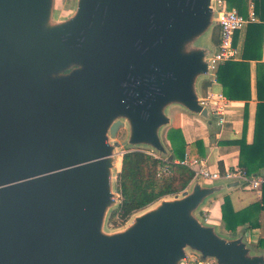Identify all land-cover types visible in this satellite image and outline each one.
I'll use <instances>...</instances> for the list:
<instances>
[{
    "label": "water",
    "instance_id": "1",
    "mask_svg": "<svg viewBox=\"0 0 264 264\" xmlns=\"http://www.w3.org/2000/svg\"><path fill=\"white\" fill-rule=\"evenodd\" d=\"M60 1L0 0V264H264L204 217L238 178L199 176L106 230L118 157L169 160L173 107L213 121L221 0H70L63 19Z\"/></svg>",
    "mask_w": 264,
    "mask_h": 264
},
{
    "label": "trees",
    "instance_id": "2",
    "mask_svg": "<svg viewBox=\"0 0 264 264\" xmlns=\"http://www.w3.org/2000/svg\"><path fill=\"white\" fill-rule=\"evenodd\" d=\"M223 1L229 9H236L241 15L246 16L247 0ZM252 1L257 22L248 24L247 41L252 44L249 61H257L259 69L264 71V62L261 58L262 40H257L258 34L262 33L264 28V0ZM219 35L220 33L216 30L214 32L216 44H218ZM246 71H248V63L233 61V59L218 67L216 82L222 85L223 96L228 101L249 100V83L242 84ZM260 87H262V82H259V90ZM258 98L254 142L251 145L247 144L244 136L237 142L240 147L239 169L248 177L259 176L264 169V98L260 91ZM246 119L245 114V125ZM167 140L172 148V156L167 161L141 150L123 154L121 171L118 176L121 205L117 211V216L122 222L131 214L147 208L164 197L183 192L194 179L193 171L180 163L186 158V143L178 126L170 129L167 133ZM163 167L168 168L170 173L160 174ZM261 197V202L235 211L230 197L227 196L223 199L221 214L223 225L229 232L236 233L239 227H245L248 231L261 230L263 238L259 239L257 247L263 248L264 182L261 185ZM214 214L219 217L218 210H215Z\"/></svg>",
    "mask_w": 264,
    "mask_h": 264
},
{
    "label": "crops",
    "instance_id": "3",
    "mask_svg": "<svg viewBox=\"0 0 264 264\" xmlns=\"http://www.w3.org/2000/svg\"><path fill=\"white\" fill-rule=\"evenodd\" d=\"M252 4V0H247L246 16L248 15ZM216 30L220 33L219 26L215 31ZM247 32L248 25L244 27V29L238 31L235 35L234 45L237 49V55L233 61H244L245 63H248V71H246V75L244 74L243 76L242 84L245 85L249 83V100L228 101L223 96V87L220 83H217L216 80L203 81L201 83V90L206 99L210 95H221L227 103L226 111L223 115V122L221 124L219 123V117L214 112L213 121L206 122L200 117L186 112L182 108L173 107L170 110V115L173 119L172 125L167 128L165 134V140L172 152L171 145L167 140V133L170 129L178 126L186 143V157L204 161L207 169L213 173H220L222 177L226 175L227 171L234 172L240 168V147L237 142L240 141L243 136L245 137L247 144L251 145L254 142L259 91L260 94H262V98H264V71L259 69L257 61H249L252 44L247 41ZM259 39L262 40L261 58L264 62V28L262 33L257 36V40ZM215 45L217 46L216 43ZM259 82H262L260 90ZM245 114L247 116L246 125ZM250 178H259L264 182V169L260 172L259 176H253ZM227 196L230 197L235 211H240L259 203L262 198L261 189H253L250 185L241 188L228 189L207 203L205 208L206 211L204 213L206 220L214 223H223L221 205L223 199ZM215 210L219 211V217L215 214H213L214 216L212 215ZM223 229L226 233L231 234H239L242 231H245L248 235V244L256 248V250L264 253V247H257L259 239L261 237L263 238L261 230L248 231L245 227H239L236 233H232L227 231L225 227H223Z\"/></svg>",
    "mask_w": 264,
    "mask_h": 264
},
{
    "label": "built area",
    "instance_id": "4",
    "mask_svg": "<svg viewBox=\"0 0 264 264\" xmlns=\"http://www.w3.org/2000/svg\"><path fill=\"white\" fill-rule=\"evenodd\" d=\"M220 12L218 16V22L220 27V40L216 46V51L213 54L212 63L218 67L226 61L232 60L237 55V49L234 45V38L238 31L244 29L248 24L255 22L256 15L254 10V4L251 5L247 16L241 15L236 9H229L225 1H220ZM209 105L214 109V113L219 117V123L223 122V115L225 114L227 103L221 95H210L207 97ZM147 152V151H145ZM154 157L161 159L159 156L147 152ZM163 160V159H161ZM165 161V160H164ZM183 165L188 166L194 173V178L199 176L208 180H218L221 178H238L243 180L246 185H250L253 189H261L262 179H253L248 177L240 169L234 172H226V175L222 177L218 172H211L206 168L205 162L193 158L186 157L180 162ZM170 171L168 168L163 167L160 170V174L166 175ZM245 185V186H246ZM187 264H213L211 262L201 261L198 257H193L188 260Z\"/></svg>",
    "mask_w": 264,
    "mask_h": 264
},
{
    "label": "rangeland",
    "instance_id": "5",
    "mask_svg": "<svg viewBox=\"0 0 264 264\" xmlns=\"http://www.w3.org/2000/svg\"><path fill=\"white\" fill-rule=\"evenodd\" d=\"M73 5L74 4L70 0H61L60 4H59L57 17H59L60 19H63V18H66V17L70 16L72 14V11H73ZM198 43L199 42H197V44ZM125 140H126V130H121L118 133L116 141H119L120 143H122ZM122 151H123L122 149L121 150L119 149L118 150V154H122ZM117 175H118V170H114L115 178H116ZM115 180H117V179H115ZM213 214H214V212L212 213V215ZM124 222H122L119 219V217L117 216V212H113V214L110 217V220L108 221V224L106 225V230L107 231H114L115 229L118 228L119 225H123Z\"/></svg>",
    "mask_w": 264,
    "mask_h": 264
},
{
    "label": "bare ground",
    "instance_id": "6",
    "mask_svg": "<svg viewBox=\"0 0 264 264\" xmlns=\"http://www.w3.org/2000/svg\"><path fill=\"white\" fill-rule=\"evenodd\" d=\"M121 160H122V158L121 157H118V159L116 161V168H117V170H119L121 168Z\"/></svg>",
    "mask_w": 264,
    "mask_h": 264
}]
</instances>
